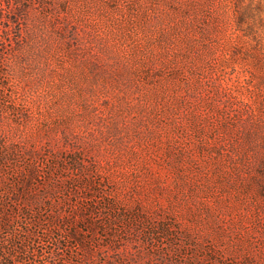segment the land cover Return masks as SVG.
Here are the masks:
<instances>
[{
	"label": "rangeland",
	"instance_id": "374dc122",
	"mask_svg": "<svg viewBox=\"0 0 264 264\" xmlns=\"http://www.w3.org/2000/svg\"><path fill=\"white\" fill-rule=\"evenodd\" d=\"M0 50V177L56 220L34 249L264 264V0H0Z\"/></svg>",
	"mask_w": 264,
	"mask_h": 264
},
{
	"label": "trees",
	"instance_id": "16d2710c",
	"mask_svg": "<svg viewBox=\"0 0 264 264\" xmlns=\"http://www.w3.org/2000/svg\"><path fill=\"white\" fill-rule=\"evenodd\" d=\"M3 55L4 52L0 50V62ZM2 169L3 168L0 167V170ZM35 176L36 174L34 170H29L27 173H24V175L19 174L16 181L8 180L5 182V180H2V177H0V264H60L62 261H65L66 264H72L71 262L61 259V241H64L67 238L72 239L76 242L78 247L82 248V246H84V240L82 237H79L74 233H69L67 238H65L62 232L61 234H57L59 236V243H57L56 249L48 254L42 253L33 248L34 243L36 242L35 239L37 238L34 229L47 232L50 230L51 226L56 227V220L44 219L42 221L41 218H35L33 216H31L33 218L28 219V214L23 211L19 212V210L15 213V210L12 207L13 202L16 203L19 201L18 195L20 193H18L16 197L13 195L18 185L22 186L25 190L23 193L27 194L32 186V181ZM30 197L31 196L28 197L30 202H36L35 198ZM14 216L18 217L14 218ZM103 248H100L101 254L105 251ZM113 251L116 257L120 256V258L123 259L121 257L122 251H120L119 248L115 247ZM86 253L87 255H84L81 258V261L76 264H121L120 260L116 257L114 259L110 258L109 260L106 255L108 253L104 254L106 255L104 261L100 262L95 261V255L92 251L87 250Z\"/></svg>",
	"mask_w": 264,
	"mask_h": 264
}]
</instances>
